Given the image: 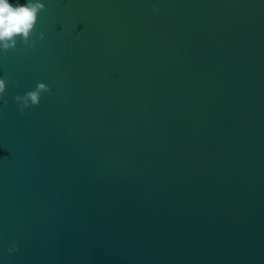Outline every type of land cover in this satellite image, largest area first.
Returning <instances> with one entry per match:
<instances>
[{"label":"water","instance_id":"obj_1","mask_svg":"<svg viewBox=\"0 0 264 264\" xmlns=\"http://www.w3.org/2000/svg\"><path fill=\"white\" fill-rule=\"evenodd\" d=\"M41 2L0 54V264H264V0Z\"/></svg>","mask_w":264,"mask_h":264},{"label":"clouds","instance_id":"obj_2","mask_svg":"<svg viewBox=\"0 0 264 264\" xmlns=\"http://www.w3.org/2000/svg\"><path fill=\"white\" fill-rule=\"evenodd\" d=\"M43 9L44 4L41 0H0V54L14 50L18 40L29 48L33 47L30 37L38 15ZM38 39H44L43 33L39 34ZM5 88L6 80L0 78V104L7 103L4 99ZM49 91L45 83L37 82L32 90L15 96L14 101L18 106V111L23 114L25 109L38 106L41 95ZM16 251L15 244L7 249L8 254Z\"/></svg>","mask_w":264,"mask_h":264}]
</instances>
